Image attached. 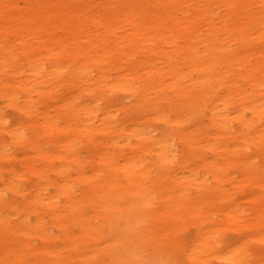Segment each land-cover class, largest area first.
<instances>
[{
  "label": "bare ground",
  "instance_id": "bare-ground-1",
  "mask_svg": "<svg viewBox=\"0 0 264 264\" xmlns=\"http://www.w3.org/2000/svg\"><path fill=\"white\" fill-rule=\"evenodd\" d=\"M14 43L20 45L18 52L12 48ZM127 63L126 69L134 76L124 73L122 66ZM180 63L184 64L180 66ZM63 68L68 71L67 78L60 74ZM6 70L12 72L11 77L18 79V84L4 83L6 90L0 93V98L9 96L11 99V95L22 90L24 104L17 107L24 115L35 112L33 93L39 94L43 100L54 98L53 89L62 80L71 90L62 104L67 110L58 111L55 116H43L44 130L39 133L53 131L56 120L63 116L66 124L58 130L68 138L62 144L65 151H75L74 139L69 133L74 130L78 137L80 122L87 129L89 143L96 146L92 137L94 132L91 133L94 126L86 122L98 104L97 107L90 104L105 99L113 102L108 94L113 88L137 95V105L143 110L147 104L155 109L156 115L163 113L158 103L166 99L171 106L185 110L187 117L200 130L194 136L182 132L180 140L185 146L209 142L203 146L223 155L227 151L224 135L232 141L243 137L246 144L255 143L257 146L262 145L257 142H264V0H0V73ZM139 70L143 73L140 74ZM113 73L116 77L109 83ZM167 78L171 81L166 82ZM134 79L144 93L134 87ZM148 91L150 94H145ZM170 92L176 99L169 95ZM88 94L94 98L78 103V98H85ZM94 116L101 122L99 132L110 135L117 130L108 118H98L96 112ZM234 122H238L239 129L234 127ZM36 123L30 122L34 136L29 140L13 129L8 133L16 140V145L27 142L37 146ZM71 123L75 125L70 128ZM202 127H210L212 133L205 135L209 129L204 133ZM146 135L145 131L135 133L138 148L145 144ZM159 139L156 143L158 170L161 178L172 181L165 185L169 195L175 190L179 196L185 194L186 197L187 183L186 188H201L207 174L215 177L222 172V168L214 164L209 167L211 171L202 175L191 169L192 177L185 178L187 165L183 162L177 166L180 171L168 168L173 162L170 156L174 155L175 143L167 136ZM210 141L219 143V146ZM59 144L56 141V147ZM53 154L56 153L39 152V156L48 162ZM70 157L66 154L65 162ZM100 158L105 161L102 164L106 169L103 181L81 176L84 188L79 196L64 184L55 193H49V180L41 176V170H36L40 174L38 186L41 193L26 197L27 194L13 182L18 173L12 170L9 189L21 196L26 209L18 210L14 201H7L6 192L0 193V209L6 207L19 218L13 224L0 211V236L5 239L6 233L20 232L24 236V251L31 248L33 229L39 232L38 237L49 241L56 237L51 232L53 226L65 237L63 247L74 251L80 242L91 241L98 233L96 219L86 214L85 206H88L108 224L116 217H125L129 232H117L126 235L124 245L127 247L118 264L136 261L134 252L128 248H133L132 244L138 240L144 242V179L150 174L143 166L140 168L142 172L137 173L136 162L131 159L120 166L107 150ZM139 158L141 155L136 160ZM248 169L247 164L245 170ZM56 171L63 176L69 175L66 166ZM121 171L127 176V186L119 182L118 173ZM182 180L186 182L184 185ZM57 197H63L64 202L60 204L55 199ZM186 204L182 208L187 209ZM44 209L51 216L49 222L44 220ZM30 214L36 217L34 223ZM200 218L198 214V220L202 222ZM137 223L143 226L138 229ZM161 224L176 225L165 221ZM74 227L82 229L79 235L74 233ZM201 242L205 248L212 246L206 238ZM59 251L60 248L51 250L55 252L53 259L46 257L44 264H58ZM96 251L95 248L94 252L76 256L81 257L83 264H100ZM225 258L234 264L242 263L238 257L227 255ZM0 262L23 264L19 251L8 247ZM206 262L205 258L200 259L201 264Z\"/></svg>",
  "mask_w": 264,
  "mask_h": 264
},
{
  "label": "rangeland",
  "instance_id": "rangeland-1",
  "mask_svg": "<svg viewBox=\"0 0 264 264\" xmlns=\"http://www.w3.org/2000/svg\"><path fill=\"white\" fill-rule=\"evenodd\" d=\"M18 4L22 5V2L18 1ZM12 48L18 52L19 43H14ZM183 64L180 63V66ZM128 66V63L123 64L124 73H129L130 77L134 76V73L126 69ZM67 72L66 68H63L60 74L65 76ZM139 73L142 74L143 71L139 70ZM11 74L9 70L0 73V93L6 90L4 83L11 86L18 84V79L11 77ZM114 76L116 77L115 73L109 77V83L115 78ZM170 81L171 79L167 78L166 82ZM132 83L139 92L144 93L136 83V79L132 80ZM53 91L54 98L50 97L47 100L33 93L35 112L26 115L22 114L17 107L24 104L25 94L22 90L11 95V99L9 96L0 98V147H3L0 152V178L4 179L0 181V193H7L5 195L7 201H14L18 210L26 209L22 205L21 196L15 195L11 188L9 189L8 183L13 177L12 170L18 173L13 182L27 194L26 197L41 193L38 186L39 173L36 170H41V176L49 180V193H55L60 185L64 184L79 196L84 188L83 182L80 181L81 176L103 181L106 169L102 165L105 161L100 157L107 150L120 166L131 159L136 162L134 168L137 173L142 172L140 168L143 166L150 174L144 179L146 185L144 242L138 240L137 243L132 244L133 248H128L129 251L134 252L136 259L132 264H201V258L207 260L206 264H234L230 259L225 258L227 255L242 259L240 264H264L263 141L257 142L262 144L257 146L255 143L246 144L243 137L238 141H232L224 135L223 140L227 144V151L223 155H217L213 152V148L203 146L209 142L200 146L197 143H194L192 147L185 146L180 140L182 132L187 133L188 136H194L200 131L187 117L188 113L185 110L171 106L166 99L158 103V107L164 110L163 113L156 115L155 109L147 104L144 105L143 110L137 105V95L130 94L122 88H113L108 92L113 102L105 99L90 105L96 107L97 104L98 107L100 105L99 109L95 108L98 118H108L109 123L117 130L110 135L99 132L101 122L95 118V112H93L86 123L94 126L91 133L94 132L92 137L95 138L96 146L92 147L89 143L86 137L87 129L80 122L79 125L76 124L79 129L78 137L74 130L69 133L75 145V151L69 152L65 151V146H62L68 138L58 130L66 124L63 116L56 120L53 131L39 134L44 130L43 116H55L58 111L67 110L62 104L69 97L71 90L69 91L62 80ZM150 91L145 94H150ZM169 95L176 99L171 92ZM86 98L92 100L94 96L88 94L85 98H78V103H83L82 101ZM51 105L52 108H50ZM247 116H250V113ZM20 121H22L21 124ZM32 121H37L35 128V133L39 134H36L37 146L29 145L27 142L16 145V140L9 135L8 131L13 129L22 133L24 139L29 140L34 136L30 127ZM237 123L234 122V127L239 129ZM74 125L71 123L70 128ZM207 129L209 130L206 132ZM207 129L202 127V131L206 132L205 135L211 134V128ZM141 131L147 132L145 144L140 145L142 149L137 147L138 140L135 138V133ZM165 136L170 137L175 143L172 152L174 155L170 156L173 162L168 164L169 169L180 171L177 166L183 162L187 165L184 168L185 178L192 177L191 169L202 175L203 172L211 171L209 167L214 164L221 167L222 172L215 177L207 174L204 177V186L201 188L195 186L186 188L189 185L187 183L186 197L185 194L179 196L178 191L175 190H172L169 195L165 185H170L172 181L161 178L156 155V143L159 142V138ZM56 141L60 142L57 147ZM210 142L216 147L219 146L217 142ZM41 151L56 154H53L51 162H48L39 156ZM66 154H70L71 157L65 162ZM139 155L141 158L136 160ZM230 160L233 161L232 164ZM100 163L102 166H99ZM247 164L249 169L245 170ZM62 166L67 167L68 176H63L56 171ZM118 178L122 185L127 186V176L124 171L118 173ZM181 183L184 185L186 182L182 180ZM55 199L60 204L64 202L63 197ZM187 201H189L188 204H186ZM185 204L187 209L182 208ZM85 208L86 214L93 215L96 219L95 228L98 229V233L94 234L95 238L91 241L80 242L78 249L71 251L63 247L66 243L65 237L51 226V232L56 234V237L49 241L38 237L39 232L33 229L30 242L32 250L31 248L22 250L24 236L20 232L6 233L5 239L0 236V258L4 256L8 247L19 251L23 264H44L46 257L53 259L55 252L51 250L60 248L61 258L58 264H83L81 257L76 255L94 252L96 248V257L101 261L100 264L103 262L118 264L120 255L127 247L124 245L127 242L126 235H120L117 232L123 230L126 234L129 232L125 217H116L111 220V224H108V221L98 218L91 208L88 206ZM0 211H3V215L7 216L13 224L18 222V215L8 212L6 207ZM198 214L202 222H199ZM29 216L34 223L36 217L33 214ZM44 220L51 221L47 209H44ZM163 221L176 223V225H162ZM142 226L140 223L136 224L138 229ZM73 230L76 235H79L82 229L74 227ZM205 238L212 245L210 248L202 245L201 241Z\"/></svg>",
  "mask_w": 264,
  "mask_h": 264
}]
</instances>
